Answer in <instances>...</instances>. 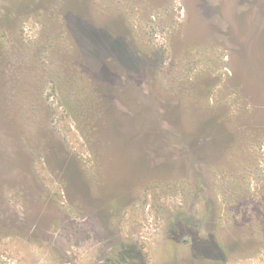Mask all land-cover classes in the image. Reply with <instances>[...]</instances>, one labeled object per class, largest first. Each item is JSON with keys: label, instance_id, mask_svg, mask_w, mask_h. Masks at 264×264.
I'll return each mask as SVG.
<instances>
[{"label": "rangeland", "instance_id": "obj_1", "mask_svg": "<svg viewBox=\"0 0 264 264\" xmlns=\"http://www.w3.org/2000/svg\"><path fill=\"white\" fill-rule=\"evenodd\" d=\"M115 252L264 264V0H0V264Z\"/></svg>", "mask_w": 264, "mask_h": 264}, {"label": "flooded vegetation", "instance_id": "obj_2", "mask_svg": "<svg viewBox=\"0 0 264 264\" xmlns=\"http://www.w3.org/2000/svg\"><path fill=\"white\" fill-rule=\"evenodd\" d=\"M123 260L120 259L119 253L115 252L112 255H108L103 264H120Z\"/></svg>", "mask_w": 264, "mask_h": 264}, {"label": "trees", "instance_id": "obj_3", "mask_svg": "<svg viewBox=\"0 0 264 264\" xmlns=\"http://www.w3.org/2000/svg\"><path fill=\"white\" fill-rule=\"evenodd\" d=\"M138 255H139V257L141 256V254H140V253H139Z\"/></svg>", "mask_w": 264, "mask_h": 264}]
</instances>
